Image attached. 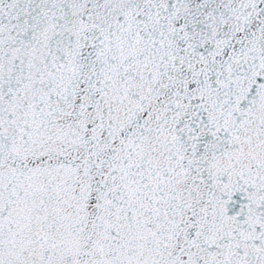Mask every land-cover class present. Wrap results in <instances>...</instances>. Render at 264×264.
I'll use <instances>...</instances> for the list:
<instances>
[{"label":"snow or ice","instance_id":"1","mask_svg":"<svg viewBox=\"0 0 264 264\" xmlns=\"http://www.w3.org/2000/svg\"><path fill=\"white\" fill-rule=\"evenodd\" d=\"M0 264H264V0H0Z\"/></svg>","mask_w":264,"mask_h":264}]
</instances>
